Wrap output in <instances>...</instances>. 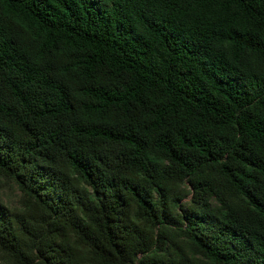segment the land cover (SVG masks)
<instances>
[{
  "label": "trees",
  "instance_id": "trees-1",
  "mask_svg": "<svg viewBox=\"0 0 264 264\" xmlns=\"http://www.w3.org/2000/svg\"><path fill=\"white\" fill-rule=\"evenodd\" d=\"M0 264H264V0H0Z\"/></svg>",
  "mask_w": 264,
  "mask_h": 264
},
{
  "label": "rangeland",
  "instance_id": "rangeland-1",
  "mask_svg": "<svg viewBox=\"0 0 264 264\" xmlns=\"http://www.w3.org/2000/svg\"><path fill=\"white\" fill-rule=\"evenodd\" d=\"M0 205L7 212L19 206V192L5 181H0Z\"/></svg>",
  "mask_w": 264,
  "mask_h": 264
}]
</instances>
